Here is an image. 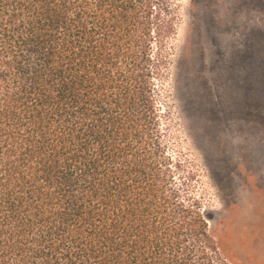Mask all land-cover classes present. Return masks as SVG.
<instances>
[{
  "label": "trees",
  "instance_id": "obj_1",
  "mask_svg": "<svg viewBox=\"0 0 264 264\" xmlns=\"http://www.w3.org/2000/svg\"><path fill=\"white\" fill-rule=\"evenodd\" d=\"M166 0H0V264H232L169 152Z\"/></svg>",
  "mask_w": 264,
  "mask_h": 264
},
{
  "label": "rangeland",
  "instance_id": "obj_2",
  "mask_svg": "<svg viewBox=\"0 0 264 264\" xmlns=\"http://www.w3.org/2000/svg\"><path fill=\"white\" fill-rule=\"evenodd\" d=\"M157 80L189 192L232 264H264V0H166Z\"/></svg>",
  "mask_w": 264,
  "mask_h": 264
}]
</instances>
